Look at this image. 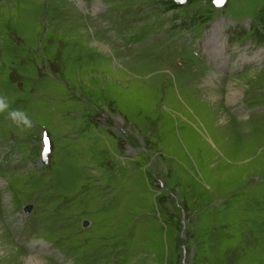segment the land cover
Here are the masks:
<instances>
[{
	"label": "rangeland",
	"instance_id": "1",
	"mask_svg": "<svg viewBox=\"0 0 264 264\" xmlns=\"http://www.w3.org/2000/svg\"><path fill=\"white\" fill-rule=\"evenodd\" d=\"M205 24L262 44L264 0H0V264H264V117L228 107L264 70L208 85Z\"/></svg>",
	"mask_w": 264,
	"mask_h": 264
},
{
	"label": "water",
	"instance_id": "2",
	"mask_svg": "<svg viewBox=\"0 0 264 264\" xmlns=\"http://www.w3.org/2000/svg\"><path fill=\"white\" fill-rule=\"evenodd\" d=\"M177 2L179 3H182V2H185L186 0H176ZM227 0H224L223 4H220V3H217V0H214V3L217 5V6H223L225 3H226ZM53 146H54V142L51 138V133L48 132V131H45L44 132V148H43V152H42V155H41V158H42V161L43 162H48L49 160V155H50V152L52 151L53 149ZM29 211V209H27Z\"/></svg>",
	"mask_w": 264,
	"mask_h": 264
},
{
	"label": "bare ground",
	"instance_id": "3",
	"mask_svg": "<svg viewBox=\"0 0 264 264\" xmlns=\"http://www.w3.org/2000/svg\"><path fill=\"white\" fill-rule=\"evenodd\" d=\"M93 5L95 6L96 5V3H93ZM97 7V6H96ZM95 7V8H96ZM93 9V8H92ZM233 84L232 83H230L229 85H228V90H229V92H228V95H227V100L229 101L228 103H230V102H233V101H236V94L238 93V91L236 90V86L235 87H233L232 86ZM214 95V94H213ZM213 99L215 98V95L212 97ZM233 104V103H232ZM28 264H45V262H44V260L43 259H41L40 257H38V256H31L30 258H29V263Z\"/></svg>",
	"mask_w": 264,
	"mask_h": 264
},
{
	"label": "snow or ice",
	"instance_id": "4",
	"mask_svg": "<svg viewBox=\"0 0 264 264\" xmlns=\"http://www.w3.org/2000/svg\"><path fill=\"white\" fill-rule=\"evenodd\" d=\"M224 0H217V3L223 4Z\"/></svg>",
	"mask_w": 264,
	"mask_h": 264
},
{
	"label": "clouds",
	"instance_id": "5",
	"mask_svg": "<svg viewBox=\"0 0 264 264\" xmlns=\"http://www.w3.org/2000/svg\"><path fill=\"white\" fill-rule=\"evenodd\" d=\"M0 107H2V105H0Z\"/></svg>",
	"mask_w": 264,
	"mask_h": 264
}]
</instances>
